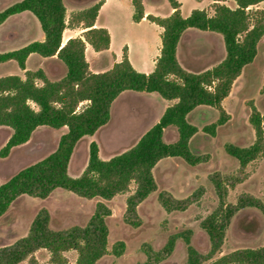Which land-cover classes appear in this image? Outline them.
I'll return each instance as SVG.
<instances>
[{"label": "trees", "instance_id": "16d2710c", "mask_svg": "<svg viewBox=\"0 0 264 264\" xmlns=\"http://www.w3.org/2000/svg\"><path fill=\"white\" fill-rule=\"evenodd\" d=\"M104 1L96 0L90 6L71 13L68 18L64 0H17L0 10V24L13 14L31 13L44 35L42 41L35 40L17 49L0 52V63L13 60L24 70L23 78L16 74L0 76V126L11 129L0 148V157L27 142L39 126L66 128L53 151L0 183V220L6 217L11 204L23 195L45 198L54 189L62 188L81 197L106 200L127 190L132 182L134 190L127 198V210L134 213L136 204L157 189L153 167L160 159L178 157L189 165L202 161V156L190 149V139L198 128L187 120V115L201 105L215 109L217 117L202 126L203 132L211 136L215 134L216 128L229 119L222 101L243 67L256 56L258 42L264 35V11L253 8L263 0H234V8L217 0L211 14L203 8H194L185 17L181 15L179 0H167L172 11L165 17L151 13L145 15L142 0H130L133 21L138 22L145 17L162 28L159 54L152 70L145 73L135 69L123 46L121 60L104 71L92 72L85 58V42L95 51H101L108 48L110 41L106 28L94 26ZM76 26H81V35L69 37L62 43L63 30ZM187 28L220 34L223 58L200 72L185 69L177 59L176 48ZM30 53L42 57L55 56L63 64L64 74L52 80L40 67L25 69ZM126 90L155 92L172 103L131 147L108 159L100 158L97 143L91 141L84 169L79 175L71 176L68 163L76 143L108 122L112 102ZM246 103L254 140L247 146L224 144L225 152L241 167L264 152V114L252 101ZM167 127L176 131V138L171 142L163 139ZM157 195L166 210L180 207L177 201L165 197L162 192ZM243 206L256 207L264 214L263 203L245 196L235 206L216 209L202 220L200 227L207 234L210 245L207 254L191 245V230L186 229L170 235L158 250L144 244L145 259L140 264L163 261L172 252L178 238L182 239L186 251L182 264H202L211 259L222 243L233 212ZM109 214L107 206L99 201L84 225L53 229L49 226L47 210L41 208L24 236L0 247V264H17L39 248L47 249L51 262L56 264L66 262L63 252L68 250L76 251L75 260L69 264H95L107 253L106 216ZM123 249L124 242L120 240L112 245L111 251L120 255ZM208 264H264V246L235 249Z\"/></svg>", "mask_w": 264, "mask_h": 264}, {"label": "rangeland", "instance_id": "374dc122", "mask_svg": "<svg viewBox=\"0 0 264 264\" xmlns=\"http://www.w3.org/2000/svg\"><path fill=\"white\" fill-rule=\"evenodd\" d=\"M15 1L17 0H0V10ZM95 1L64 0L66 18ZM179 1L181 15L185 17L194 8H203L211 14L213 4L217 0ZM218 2L229 7L235 4L234 0ZM143 4L153 15L165 17L170 14L171 8L167 0H143ZM254 7L264 11V0ZM132 12L130 0H110L98 14L99 23L109 27L112 42L110 53L85 55L93 71H103L109 65L112 54L120 59L125 43L130 46V59L134 68L141 72L152 69L150 63L156 58V48L159 45L157 40L162 28L148 20L138 23L133 21ZM39 30L42 33L37 19L30 14L19 19H10L0 27V52L11 46V49L20 47L24 44L19 43L32 38L38 39ZM65 31L74 36H79L82 32L81 26L67 27ZM30 56L26 61L27 69L40 67L52 80L60 78L65 72L63 64L55 56ZM223 56L222 37L211 31L187 28L177 45L180 64L193 72L213 66ZM6 74H19L22 77L24 71L19 69L16 62L10 61L0 64V75ZM248 100L264 114V35L258 42L256 56L243 67L229 94L222 101L229 119L216 128L215 134L211 136L202 130V126L217 117L215 109L200 106L187 115V120L198 128L197 133L190 139V149L202 156V161L189 165L178 157L160 159L153 167L157 189L136 204L134 213L127 210V198L134 190L133 182L127 190L106 200L81 197L62 188L54 189L45 198L23 195L11 204L6 217L0 220V247L24 236L41 208L47 210L51 228L64 229L72 225H84L94 211L96 203L102 201L110 212L106 216L107 253L95 264H140L145 259L142 251L144 244L158 250L170 235L186 229L191 230V245L202 254H207L210 245L207 234L200 227L202 220L216 209L227 205L235 206L238 200L245 196H251L264 204V152L241 167L237 160L224 150L225 143L247 146L254 140V131L248 122ZM169 103L170 101L162 99L155 92L126 90L121 93L112 102L108 122L92 135L83 136L76 143L69 159L68 173L77 176L84 169L91 141L97 143L98 154L102 159H108L131 147L141 134L156 122L160 111ZM82 104L84 102L79 106ZM65 130V127L54 129L39 126L27 142L13 147L5 157H0V183L19 169L53 151L59 136ZM10 133L9 127L0 126V148ZM175 138V129L167 127L163 139L171 142ZM158 192L177 201L180 207L166 210L158 199ZM120 240L124 242V249L120 255H115L111 248ZM261 246H264V214L256 207L243 206L233 212L219 249L211 259L203 261L202 264H208L216 257L235 249ZM63 256L66 262L62 264L72 263L76 258V251H65ZM185 256V245L182 239L178 238L172 252L158 264H182ZM17 264L56 263L51 262L47 249L39 248Z\"/></svg>", "mask_w": 264, "mask_h": 264}, {"label": "crops", "instance_id": "0c3cea01", "mask_svg": "<svg viewBox=\"0 0 264 264\" xmlns=\"http://www.w3.org/2000/svg\"><path fill=\"white\" fill-rule=\"evenodd\" d=\"M108 2H110V0H105L104 1V3L101 5V7L99 8V11H98V13H97V16H96V18H95V21H94V26H97V27H104V28H106L107 29V31H108V33H109V37H110V41H109V46H108V48L107 49H104V50H101V51H95L92 47H91V45L90 44H88L87 42H85V51H84V53H85V55L87 54V53H90L91 55H97V54H99V53H102V52H106V53H110V45H111V42H112V34H111V31H110V29H109V27H107L106 25H101L100 23H99V21H98V14L100 13V11L108 4ZM142 3H143V0H142ZM255 6V5H254ZM143 7H144V14L146 15L147 13H149V10L148 9H146V7L144 6V4H143ZM231 8H234L235 7V4L234 5H232V6H230ZM201 9V8H200ZM171 9H170V13H171ZM32 15L31 13H29V12H27V11H23V12H20V13H16V14H13V15H11V16H9V17H7V19L3 22V23H1L0 24V27H3L4 26V24L5 23H7L10 19H19L20 17H22V16H26V15ZM33 16V15H32ZM143 21H147V19L145 18V17H143L140 21H138V22H143ZM137 22V23H138ZM66 30V28L63 30V32H62V43L64 42V41H66V39H68L69 37H74V35H71L70 34V32H66L65 31ZM82 30V29H81ZM66 34V35H65ZM80 36V35H79ZM14 37V36H13ZM43 38H44V35H43V32L41 33L40 32V30H39V36H38V39H34V38H32V39H30L29 41H26V42H24V43H19L20 45L21 44H27V43H29V42H32V41H35V40H37V41H42L43 40ZM15 41V40H14ZM158 46H157V48H156V52H157V55L159 54V48H160V38H158ZM17 42V41H16ZM19 42V41H18ZM179 42V41H178ZM15 43V42H14ZM14 43H10V44H13V46H15V44ZM178 45V44H177ZM21 46H23V45H21ZM20 46V47H21ZM125 47H126V54H127V57H128V59H129V61H130V63L132 64V66L133 67H135L134 66V64L131 62V59H130V46L128 45V43H125V45H124ZM12 48V46L11 47H9V48H7V49H5L4 51H9V50H14V49H17V48H19V47H17V48H14V49H11ZM4 51H2V52H4ZM112 53V52H111ZM31 54H35V53H30L28 56H27V58H26V61H27V59L29 58V57H31L30 55ZM38 55V54H37ZM156 55V56H157ZM176 55H177V48H176ZM40 56V55H39ZM42 57V56H41ZM52 57H54V56H52ZM121 57H122V55H121ZM43 58H48V57H43ZM86 58V57H85ZM177 59H178V57H177ZM86 60H87V58H86ZM119 60H121V58L119 59V57H117L115 54H112V56H111V58H110V61H109V65H107V67H105V69L104 70H106V69H108V68H110L111 66H112V64L114 63V62H117V61H119ZM10 61H13V60H9V61H6V62H10ZM26 61H25V69H27L26 68ZM154 61H155V59H153L152 61H151V65H152V68H153V66H154ZM179 61V60H178ZM15 62V61H14ZM87 62H88V60H87ZM3 63H5V62H3ZM180 63V62H179ZM0 64H2V63H0ZM88 66H89V70L90 71H92V72H99V71H93L91 68H90V63L88 62ZM20 69V68H19ZM136 69V68H135ZM207 69V68H206ZM21 71H24V70H22V69H20ZM31 70V69H30ZM103 70V71H104ZM152 69H150V71H151ZM204 70V69H203ZM150 71H148V70H146V71H144L145 73H148V72H150ZM190 71V70H189ZM202 71V70H201ZM200 72V71H199ZM7 75V74H6ZM16 75H19V74H16ZM24 75V74H23ZM1 76V75H0ZM20 76V75H19ZM21 77V76H20ZM24 76H22L21 78H23ZM124 92V91H123ZM123 92H121V93H123ZM121 93L119 94V95H121ZM118 95V96H119ZM117 96V97H118ZM116 97V98H117ZM163 99V98H162ZM166 101H168V100H166ZM163 102H165V101H163ZM170 103H172V101H170ZM169 103V104H170ZM168 105V104H167ZM167 105H165V107L167 106ZM201 106H205V105H201ZM164 107V108H165ZM198 107H200V106H198ZM164 108L160 111V113H159V115H158V117H157V120H158V118H159V116L162 114V112H163V110H164ZM197 108V107H196ZM156 120V121H157Z\"/></svg>", "mask_w": 264, "mask_h": 264}]
</instances>
